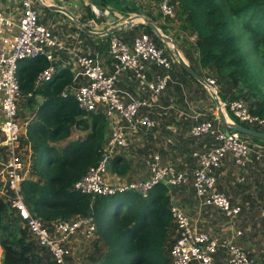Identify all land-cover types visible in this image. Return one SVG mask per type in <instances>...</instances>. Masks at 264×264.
I'll return each mask as SVG.
<instances>
[{
    "label": "built area",
    "instance_id": "1",
    "mask_svg": "<svg viewBox=\"0 0 264 264\" xmlns=\"http://www.w3.org/2000/svg\"><path fill=\"white\" fill-rule=\"evenodd\" d=\"M119 1L132 13L124 17L109 0L107 3L105 0H7L6 4H0V196L10 203L30 236L39 247L50 252L56 264H82L77 252L85 250V245L95 237L93 216L77 214L45 222L30 212L21 191L22 182L32 178L33 147L26 140L27 122H20L18 116L22 91L17 68L20 61L41 56L48 64L34 76V88L50 81L59 70L68 69L71 80L59 95L73 97L80 110L101 112L107 120L106 137L97 161L71 183V191L92 199L124 192L146 197L157 184L168 188L190 186L201 209L212 206L227 218L225 224L230 234L213 235L199 230L183 207L171 200L169 212L175 234L167 253L169 264H264L263 258L258 260L236 241L243 231L231 225L230 220L241 213L242 206L231 203L216 188V173L225 160L233 162L239 182L244 181L249 166L264 167L263 143L251 141L231 129L226 134L227 111L239 124L264 131V117L251 112L243 98L221 100L219 97L221 106L215 105L211 117L195 116L189 136L197 139L209 136L213 143L208 148L193 150L190 163L177 167L153 154L146 160L148 173L144 178L126 181L106 178L111 160L126 151L129 137L156 128L153 110L159 108V97L175 82L174 71L179 65L172 50L158 45L144 29L130 37V42L112 33L100 35L107 40V52L102 57L87 44L84 32L73 18L62 11L69 10L84 26L99 33L114 23L109 19L111 15L124 22L145 11V6L136 0ZM149 1L158 9L157 26L175 19L173 0ZM81 6L85 10L79 17L75 10ZM46 10L62 17L48 14L45 18ZM123 74H131L137 82V93L128 101L116 87ZM204 80L214 103L212 94L219 96V85L214 78Z\"/></svg>",
    "mask_w": 264,
    "mask_h": 264
},
{
    "label": "trees",
    "instance_id": "2",
    "mask_svg": "<svg viewBox=\"0 0 264 264\" xmlns=\"http://www.w3.org/2000/svg\"><path fill=\"white\" fill-rule=\"evenodd\" d=\"M173 3L181 29L195 35L196 56L193 64L189 60L193 70L201 77L203 69L213 70L221 86V100H226L228 90L237 91L230 99L242 98L239 96L246 93L243 99H253L250 111L264 117V90L257 85L264 83V76L252 70L234 33L237 21L241 34L247 35L250 49L259 58L257 72L264 70V0H173ZM139 25L156 41L148 26ZM47 64L39 56L20 61L17 68L22 93L40 94L43 98L26 128V140L35 149L32 178L21 184L30 212L45 222L91 214L96 221V234L108 248L104 259L96 264H169L167 239L174 232V224L167 186L155 185L146 197L124 192L92 199L70 190L71 183L97 161L106 137L107 120L101 112L80 110L73 97L59 95L71 80L68 69L59 70L41 89L33 90L34 76ZM177 68L181 80L187 76L203 88L183 68L179 65ZM28 99L32 100V96ZM77 128L84 134L71 138ZM128 163L123 151L110 162L119 172H124ZM180 187L184 186L174 188ZM0 246L1 264H56L1 196Z\"/></svg>",
    "mask_w": 264,
    "mask_h": 264
},
{
    "label": "crops",
    "instance_id": "3",
    "mask_svg": "<svg viewBox=\"0 0 264 264\" xmlns=\"http://www.w3.org/2000/svg\"><path fill=\"white\" fill-rule=\"evenodd\" d=\"M136 2L145 6V11L140 13L141 15H145L148 18L151 15L158 17L156 4H153L149 0H136ZM6 3L7 0H0V4ZM60 16L62 17V14ZM175 21L176 19L171 21L166 28V32L168 33L167 35L173 39L175 38L178 47V33L176 32L179 30L174 28ZM157 23L158 22H155L156 25ZM112 24H110V27L113 26ZM107 26L109 27V25ZM141 30H143V27L138 29L137 32ZM187 36L188 39L192 41V52L189 51L190 55L195 59V35L188 34ZM101 56H103V54ZM188 60L191 62V58L188 57ZM180 75V70H178L176 66L173 76L175 82L169 84L165 92L159 97V108L153 110V115L157 120L156 128L148 132L141 131L131 135L128 139L127 149L123 152L124 157L129 160V163L124 167L125 171L119 172L114 170L113 166L109 164L106 178L111 181H126L144 178L148 173L146 160L153 154H158L161 161L164 163L170 162L177 167H181L185 162L190 163L192 161L190 154L193 150L208 148L213 143L212 138L209 136H203L198 139L189 136V130L194 123L195 116L202 118L205 116L206 112L202 110L197 111L192 108V103L188 100L185 94ZM116 87L125 101L130 100L132 96L135 97L137 93V82L132 78L131 74H123L117 81ZM203 88L206 90L204 85ZM199 106L202 107V104H199ZM224 127L226 129L229 128L227 124H225ZM74 136L75 131L73 129L71 138ZM147 139L150 140V144L145 143ZM248 139H251V141L253 140L251 137H248ZM262 143L264 144V142ZM247 171L244 181L239 182L236 178L233 162L225 160L216 173L217 190L223 192L231 203L240 204L242 206L241 212L243 213L244 226L237 227L243 231L242 235L236 238L237 243L241 237L245 238L244 233L246 229H248V226L246 225L248 220H255L256 217H264V167L255 168L249 166ZM185 188L190 189L191 195H188ZM168 193L172 201L179 203L183 207L199 230L207 231L211 234H230V230L227 229L225 224L224 216L218 211V209L212 206H207L201 209L198 206L194 190L190 186L174 189L169 188ZM213 211L215 212L216 217L214 216ZM217 215L222 216L221 222L219 219H216L218 217ZM218 221L220 222L219 225L221 227L219 231H216L212 227ZM253 227L254 229L256 228L255 225H253ZM262 228H264V224ZM174 234L175 231L172 235L169 234L167 239V243L170 245L174 238ZM170 245H167V253ZM1 257L2 248L0 246V264ZM262 258L264 259V256H261L258 260H261Z\"/></svg>",
    "mask_w": 264,
    "mask_h": 264
},
{
    "label": "rangeland",
    "instance_id": "4",
    "mask_svg": "<svg viewBox=\"0 0 264 264\" xmlns=\"http://www.w3.org/2000/svg\"><path fill=\"white\" fill-rule=\"evenodd\" d=\"M105 2L107 3V0ZM109 2H111V5L113 6V8H115L119 11H122V13L124 14V17H126L129 13H132L130 11L125 10L123 8V3L120 2L119 0H109ZM84 10H85V7L81 6L79 9L75 10V12L80 17L82 14V11H84ZM133 10H134V8H133ZM135 10H137V9H135ZM45 12L47 13L45 18H47L48 14L53 15V16H58V17L61 15L60 13L56 14V13L50 12L48 10H46ZM176 13H177V10H176ZM149 18L155 22L159 21L157 16L151 15V16H149ZM102 19L103 18H100L99 20H102ZM173 20L174 19H167L165 24L160 23V25H158L160 27V30L162 32H164L165 35L168 34L166 32L167 26ZM84 21H85V19H83V22ZM118 22H119V19L115 20L114 23H118ZM141 27L142 26H140L138 24V25L132 26L130 28H124L122 30L113 32L112 35L119 37V38H123L125 41L130 42V40H129L130 37L137 34L139 32V31L137 32V30L140 29ZM174 28H177L179 30L176 32V33H178V37H177L178 49L180 50V52L182 53L184 58L188 61V63H189V60H188V57H189V58H191V63L193 64L194 63V57H192L190 55V52H192V50H191L192 41L189 40L188 36H187L190 33L187 31H184L183 28L181 29V25L178 21V18L175 21ZM234 33L238 39L239 46H240L241 50L245 54L247 60L250 62L252 70L254 72H256L257 74H261L264 76V70H262L261 72H257L256 66L259 64V58L250 49V45L248 43L249 40L247 39V35L241 34V31L239 28V23L237 21L235 22V25H234ZM85 34L88 37V38L86 37V40H87V43L89 44V46L93 50L99 52V55L103 54L102 57H105L104 54L107 52V40L103 37H100L99 35L94 37L93 35H90L87 33H85ZM153 34L157 37L156 43L158 45L167 46V44L160 37H158L154 32H153ZM167 36L171 40L175 41V43H176L175 38L173 39L169 35H167ZM202 75H203L202 76L203 78H205V77L214 78L217 82V76L213 70L203 69ZM181 81H182L184 89H185V94H186L188 100L191 101V103H192V108L194 110H197V111L202 110V111L206 112L205 116H203L202 118L211 117L213 115V113H215L216 108H215V104L212 103L211 97L208 94V92H206L200 85H198L195 81L191 80L187 76L183 77ZM257 85H259L261 87V89L264 90V83L263 82H261V83L259 82V83H257ZM219 87L221 89L220 85H219ZM41 88H42V86H40L37 89L39 90ZM34 89H36V88H34V86H33V90ZM226 94H227L226 99H230L231 96H233V94L237 95V91L236 90H231V91L228 90L226 92ZM30 96H32V100L28 99ZM245 96H246V93H242L239 97L245 98ZM42 100H43V98L40 94L34 95L30 92L28 94L22 93V97H21L20 102H19L18 116H19L20 122H24V121L27 122L26 128H27L28 124L33 120V118H35L36 110H37L39 104L42 102ZM244 100L249 105L253 99L246 97V99H244ZM199 104H202V107L199 106ZM227 116L232 121L238 123V121L228 111H227ZM241 124H244V123H241ZM244 125H246V124H244ZM252 128L256 129V127H254V126ZM74 131H75V136L73 138H75L77 136H81L82 134H84L78 128L76 130L74 129ZM25 132H26V129H25ZM261 132H264V131H261ZM0 138H1V136H0ZM251 138L255 142H261V141L264 142V138H260L257 136H251ZM195 139H197V138H195ZM145 143L150 144L151 142L149 139H147V141H145ZM32 150H33V154H32V158H33L35 156L34 147ZM187 187H189V186H187ZM185 189H186V192L188 193V195H191L190 189H187V188H185ZM110 202H112V200H110ZM213 214L216 217V214L214 211H213ZM221 217L222 216H218L216 219H219V221L221 222ZM224 218H225V222H226L227 218L226 217H224ZM219 221L216 222V224L212 227L216 231H219V229L221 227L219 225V223H220ZM230 223H231V225H234L235 227H243L244 226L243 213L241 212L239 215H237V217L231 219ZM263 224H264V217H256L255 220H252V219L248 220L246 222L248 229H246V231L244 233L245 238L241 237L238 240V243L241 245V247L245 251H247L248 253H250L252 255L257 256V258L264 256V228H262ZM253 225H255V227H256L255 229H254ZM213 235H216V234L213 233ZM107 250H108V248L103 244V241L97 236V234H95L94 239L85 245V250H82V251L77 252V253L81 258L82 264H96L98 261H102L104 259L105 252Z\"/></svg>",
    "mask_w": 264,
    "mask_h": 264
},
{
    "label": "water",
    "instance_id": "5",
    "mask_svg": "<svg viewBox=\"0 0 264 264\" xmlns=\"http://www.w3.org/2000/svg\"><path fill=\"white\" fill-rule=\"evenodd\" d=\"M51 9H56V10H62L60 8L57 7H51ZM65 14H67L68 16H70L71 18H73V20L77 23V25L80 27V29L82 30V32L93 35V36H97V35H109L113 32L122 30L124 28H130L132 26L138 25V24H145L146 26H148L158 37H160L166 44L167 46L172 50V52L176 55L177 60H178V64L181 68H183L190 76L194 77L196 80H198L201 84L205 85L206 82L204 80L203 77H201L200 75L197 74V72L195 70H193V68L190 66V64L188 63V61L184 58V56L182 55V53L180 52V50L178 49L175 41L171 40L167 35H164L160 29L158 28V26L155 24V22H153L150 18H148L145 15H141V14H136L130 18H128L127 20H125L124 22H119L114 24L112 27H107L105 28L102 32H95L90 30L89 28H87L86 26H84L79 20H77L75 18V16L69 11V10H62ZM139 18V17H143V20H136L135 18ZM109 19L112 22H115V17L113 15L109 16ZM212 96L214 97L213 101L215 103V105L219 108L221 106L220 104V100H219V96L212 94ZM222 113V111H221ZM222 116L224 117V115L222 114ZM224 119H226V124L229 127L226 130V134L229 133V129L231 130H235L237 132H239L242 136L245 137H251V136H257L260 138H264V132L246 127L244 125H241L239 123H235L231 120H228L227 118L224 117Z\"/></svg>",
    "mask_w": 264,
    "mask_h": 264
},
{
    "label": "bare ground",
    "instance_id": "6",
    "mask_svg": "<svg viewBox=\"0 0 264 264\" xmlns=\"http://www.w3.org/2000/svg\"><path fill=\"white\" fill-rule=\"evenodd\" d=\"M136 20H143L144 18L143 17H137V18H135Z\"/></svg>",
    "mask_w": 264,
    "mask_h": 264
}]
</instances>
